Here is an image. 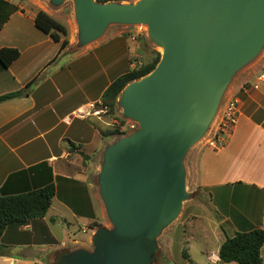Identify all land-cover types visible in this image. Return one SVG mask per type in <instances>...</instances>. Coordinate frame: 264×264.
Here are the masks:
<instances>
[{
	"label": "crops",
	"instance_id": "1",
	"mask_svg": "<svg viewBox=\"0 0 264 264\" xmlns=\"http://www.w3.org/2000/svg\"><path fill=\"white\" fill-rule=\"evenodd\" d=\"M38 11L51 16L30 0H0V50L19 52L6 68L0 64V96L31 83L26 95L0 103V195L18 196L53 185L54 197L44 218L6 228L0 264H48L50 254L91 251L93 234L108 221L94 180L99 173L95 161L111 137H101L99 117L90 111L84 117L77 113L101 101L115 79L135 68L134 59H148L145 50H152L145 36H128L125 27L114 26L73 52L75 27L68 21L63 25L68 44L59 51L60 42L36 29ZM116 69L118 77L108 78ZM262 72L264 51L238 73L223 97L221 103L233 99L238 108L225 145L213 151L203 140L185 159L186 185L206 197V206L197 203V208L213 213L219 229L214 249L202 252L204 264H224L218 251L226 237L253 229L264 233V82L257 81ZM187 216L186 222L197 219ZM57 221L66 222L67 229H55ZM80 223L83 236L76 239L68 225ZM93 224L99 227L91 228ZM165 246L160 244L161 250ZM260 256L264 264V243Z\"/></svg>",
	"mask_w": 264,
	"mask_h": 264
},
{
	"label": "water",
	"instance_id": "2",
	"mask_svg": "<svg viewBox=\"0 0 264 264\" xmlns=\"http://www.w3.org/2000/svg\"><path fill=\"white\" fill-rule=\"evenodd\" d=\"M73 3L77 52L110 27L145 26L161 49L154 69L121 91L117 104L138 129L104 150L96 177L111 229L92 250L55 264H154L158 239L177 219L186 192L185 159L208 132L232 80L264 48V0H39Z\"/></svg>",
	"mask_w": 264,
	"mask_h": 264
},
{
	"label": "trees",
	"instance_id": "3",
	"mask_svg": "<svg viewBox=\"0 0 264 264\" xmlns=\"http://www.w3.org/2000/svg\"><path fill=\"white\" fill-rule=\"evenodd\" d=\"M97 3L117 2L123 0H95ZM36 29L48 35L54 42H60L59 51L68 44L66 40V28L51 16L43 11H38L34 17ZM19 56L16 49H1L0 64L3 67L9 66ZM160 54L152 52V59L145 62L141 67L132 69L124 75L115 79L103 92L101 97L102 107L108 115L115 112L117 98L121 91L129 83L139 80L149 74L158 63ZM31 83L24 90L0 96V103L16 99L26 95ZM102 138L120 136L122 133L118 128L100 130ZM54 197L53 185L45 186L41 189L25 193L18 196L0 195V239L3 232L8 227H22L34 220L45 217ZM98 228L93 224L91 228ZM264 243V233L260 229H253L247 232L235 233L232 237H226L218 251V258L221 263L229 264H262L260 250ZM3 246L0 244V256L4 254Z\"/></svg>",
	"mask_w": 264,
	"mask_h": 264
},
{
	"label": "rangeland",
	"instance_id": "4",
	"mask_svg": "<svg viewBox=\"0 0 264 264\" xmlns=\"http://www.w3.org/2000/svg\"><path fill=\"white\" fill-rule=\"evenodd\" d=\"M21 1H27V0H21ZM30 1L35 3V5H37L38 7L47 11L49 14H51L52 18H54L57 22L61 23L62 25L65 26L68 21L72 22L75 27V35H77V29H76V26L74 23V17H73V3L71 1L64 2L58 8L52 7L48 3V1H41V2H38L36 0H30ZM136 1L137 0H123V1H117L116 3H122V4L123 3H134ZM121 27H125V26H121ZM125 29H127L126 34L128 36H136V37L139 35L145 36L147 41L150 43L152 47V50H150V48L149 50H145V54L148 55L147 57L148 59H146V57L145 58L142 57L141 59H138V60L134 59L132 64L135 65L134 66L135 68L133 69L141 67L142 64H144L145 62H149L150 59H152L153 51H156L159 54L161 53L158 47L154 46L149 41L147 37V28L144 25L143 26L141 25L128 26V27H125ZM109 35L110 33L107 36ZM263 51H264V48H263ZM89 55H90V52H89ZM118 65L119 63L116 61L115 67H117ZM99 71L101 72L100 69ZM100 72L99 74H101ZM118 72H120L119 69L114 70L112 73H109L108 78H114V79L117 78ZM234 79L232 81H234ZM119 97H120V94L117 100L119 99ZM217 115H216V118H217ZM97 117H99L100 123L103 125L104 130H107L110 128L111 129L118 128L119 131L122 133V135L120 136L111 137V141H110L111 143L115 142L120 137L130 135L131 133L135 132L138 129L137 124L123 117L121 113V109L118 106V104L116 105L115 112L112 115H108L106 113L105 108H103L100 116H97ZM216 118H214V121L210 125V128L208 129L207 134L212 129L213 124L216 121ZM205 137L199 143H202ZM93 156L98 157V155L96 154H94ZM101 158L102 157H98L97 160L95 161V164L98 167V170L100 168ZM91 163L89 164V167H88L90 172L93 170V165H91ZM84 178L86 177L84 176ZM94 178L93 179L96 180V177ZM186 192L190 195V198L183 203L181 212L179 216L177 217V219L164 231L163 236L158 240V250L155 256L153 257L154 264H204L203 254H202V252L204 251V248L206 247L207 250L211 248L214 249V247H211V246L215 244L214 237L219 231L216 225L217 224L216 218L214 217L213 213H210L209 211L203 212V210L201 211L197 208V203L206 206L207 204L206 197H204L202 193L195 190V188L190 183H187L186 185ZM187 213L197 216V219L196 220L189 219V221L186 222L185 219L188 217ZM105 223H106L105 228L111 229V225L107 220H105ZM55 224H56L55 229H59V230L67 229L66 222L57 221ZM68 226L74 230V233H73V237L75 236L74 238L77 239L83 236L80 232V229L83 227L81 223L79 224V226L76 224H72ZM54 231L57 232L56 230ZM56 234L59 238L60 237L64 238V240L66 239L65 235L63 234L59 235L58 233ZM206 235H209V237H207ZM52 240L53 239L51 238V242H53ZM67 240L68 239H66V241ZM160 244L166 245L165 250H161ZM91 250H92V247H91ZM186 253L188 254V256L186 255ZM56 254L55 255L50 254L49 256H47V260L50 262V260H52V257H55ZM62 254L64 253H61V255ZM156 256L158 259H156Z\"/></svg>",
	"mask_w": 264,
	"mask_h": 264
},
{
	"label": "built area",
	"instance_id": "5",
	"mask_svg": "<svg viewBox=\"0 0 264 264\" xmlns=\"http://www.w3.org/2000/svg\"><path fill=\"white\" fill-rule=\"evenodd\" d=\"M257 81L264 82V72L259 74ZM254 88L256 89L257 86H254ZM102 109L101 101H97L88 105L86 109L78 111L77 115L79 117H84L87 112L90 111L92 114L100 116ZM237 118L238 108L235 100L228 99L224 103H221L216 121L204 139L205 145L213 151L220 150L231 135L232 129L237 122Z\"/></svg>",
	"mask_w": 264,
	"mask_h": 264
},
{
	"label": "flooded vegetation",
	"instance_id": "6",
	"mask_svg": "<svg viewBox=\"0 0 264 264\" xmlns=\"http://www.w3.org/2000/svg\"><path fill=\"white\" fill-rule=\"evenodd\" d=\"M158 255H159V253H158ZM56 256L55 257H52V260H50L49 264L56 263L57 260L60 258L61 255H59V257L58 256L56 257ZM156 259H158L157 256H156ZM156 259H155V261H156ZM153 261H154V258H153Z\"/></svg>",
	"mask_w": 264,
	"mask_h": 264
},
{
	"label": "bare ground",
	"instance_id": "7",
	"mask_svg": "<svg viewBox=\"0 0 264 264\" xmlns=\"http://www.w3.org/2000/svg\"><path fill=\"white\" fill-rule=\"evenodd\" d=\"M159 49V51L161 52V49L160 48H158Z\"/></svg>",
	"mask_w": 264,
	"mask_h": 264
}]
</instances>
